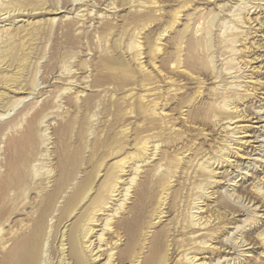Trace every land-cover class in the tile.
Listing matches in <instances>:
<instances>
[{
  "label": "rangeland",
  "instance_id": "obj_1",
  "mask_svg": "<svg viewBox=\"0 0 264 264\" xmlns=\"http://www.w3.org/2000/svg\"><path fill=\"white\" fill-rule=\"evenodd\" d=\"M0 101V264H264V0H0Z\"/></svg>",
  "mask_w": 264,
  "mask_h": 264
},
{
  "label": "bare ground",
  "instance_id": "obj_2",
  "mask_svg": "<svg viewBox=\"0 0 264 264\" xmlns=\"http://www.w3.org/2000/svg\"><path fill=\"white\" fill-rule=\"evenodd\" d=\"M155 2V1H154ZM131 8V7H130ZM11 10V9H10ZM17 10H18V8H17ZM17 10H16V12H17ZM22 10V9H21ZM38 10V9H37ZM9 11V10H8ZM20 11V10H19ZM179 11V10H178ZM60 12V11H59ZM62 12V11H61ZM2 13V12H1ZM6 13V12H5ZM12 13H13V10H12ZM178 13V12H177ZM9 14V13H8ZM7 14V15H8ZM4 15V14H3ZM6 16V15H5ZM176 18V17H175ZM251 25V24H250ZM243 26V25H242ZM247 26V25H246ZM136 45V44H135ZM140 57V56H139ZM2 75V74H1ZM7 81V80H6ZM4 84V83H3ZM20 85V84H19ZM6 86V85H5ZM10 86V85H9ZM12 86H14V85H12ZM22 86V85H21ZM15 88V87H14ZM23 88V87H22ZM19 89V88H18ZM21 89V88H20ZM19 89V90H20ZM19 90H18V92H19ZM15 91H17V90H15ZM21 91V90H20ZM24 92V91H23ZM158 93V92H157ZM1 94H3V93H1ZM7 94V93H6ZM145 94V93H144ZM2 96V95H1ZM9 96V95H8ZM144 98V97H143ZM15 99V98H14ZM23 99V98H22ZM254 99V98H253ZM4 100V99H3ZM2 100V101H3ZM9 100H10V98H9ZM131 100V99H130ZM15 101V100H14ZM13 101V102H14ZM144 101V100H143ZM1 102V101H0ZM4 102H5V100H4ZM9 102V101H8ZM145 102V101H144ZM143 102V103H144ZM3 103V102H2ZM1 103V104H2ZM7 104V103H6ZM145 104V103H144ZM143 104V105H144ZM13 106H15V105H13ZM18 106V105H17ZM38 106V105H37ZM6 107V106H5ZM145 107V106H144ZM143 107V108H144ZM10 108V107H9ZM13 108V107H12ZM16 108V107H15ZM15 108H13L12 110H14ZM6 109V108H5ZM5 109H3V110H5ZM8 109V108H7ZM148 109V108H147ZM0 111H1V107H0ZM161 111V110H160ZM159 111V112H160ZM8 112V111H7ZM6 112V113H7ZM11 112V111H10ZM255 112V111H254ZM244 113V112H243ZM7 114H10V113H7ZM7 114H5V115H7ZM167 114V113H166ZM245 114V113H244ZM258 114L260 115L261 113L260 112H258ZM5 115H3V116H5ZM28 115H30V114H28ZM156 115V114H155ZM246 115V114H245ZM26 117H27V115H26ZM32 117V116H31ZM1 118V117H0ZM28 118H29V116H28ZM32 119H33V117H32ZM30 120V119H29ZM261 120V119H260ZM26 121V120H25ZM24 121V122H25ZM23 122V121H22ZM34 122H35V120H34ZM218 122V121H217ZM230 122V121H229ZM19 123V122H18ZM7 124V123H6ZM9 124V123H8ZM32 125V124H31ZM36 125V124H35ZM8 126V125H7ZM10 126V125H9ZM18 126V125H17ZM20 126V125H19ZM38 126V125H37ZM25 127H28L27 126V124H26V126ZM32 127V126H31ZM18 128V127H17ZM33 128V130L32 131H35L36 130V128L33 126L32 127ZM35 128V129H34ZM9 130V129H8ZM24 131V130H23ZM27 131H28V129H27ZM26 130L24 131V133L26 134V132H27ZM31 131V130H30ZM31 131V132H32ZM37 131V130H36ZM23 133V132H22ZM23 133V134H24ZM29 133V132H28ZM9 134H10V132H9ZM15 134H16V132H15ZM34 134V133H33ZM28 135V134H27ZM30 136H31V133L29 134ZM36 135V134H35ZM10 136L11 135H9V138H7V140L8 139H10ZM25 136V135H24ZM23 137V136H22ZM36 137V136H35ZM34 137V138H35ZM17 138V137H16ZM29 138V137H28ZM31 138H32V136H31ZM31 138H30V140H31ZM37 138V137H36ZM15 139V138H14ZM20 140H21V137L19 138ZM27 139V138H26ZM20 140H19V146L18 147H20L21 145V143H23V142H21L20 143ZM24 140V139H23ZM27 140H29V139H27ZM33 140V139H32ZM31 140V141H32ZM144 140V139H143ZM10 141V144H11V142H12V140H9ZM22 141V140H21ZM34 141H35V139H34ZM33 141V142H34ZM250 141V140H249ZM14 142V141H13ZM26 142V141H25ZM30 142V141H29ZM147 142H149L148 140H147ZM1 143V142H0ZM27 143V142H26ZM32 143V142H31ZM142 143V142H141ZM6 144V143H5ZM9 144V145H10ZM15 144H17V143H15ZM33 144V143H32ZM1 145V144H0ZM23 145H24V143H23ZM34 145H36V144H34ZM146 145V144H145ZM6 146H7V148H8V145L6 144ZM12 146H14L13 145V143H12ZM11 146V147H12ZM17 146V145H16ZM27 146V145H26ZM37 146V145H36ZM35 146V147H36ZM157 146V145H156ZM10 147V146H9ZM10 147V148H11ZM31 147V146H30ZM225 147V146H224ZM14 148V147H13ZM21 148V147H20ZM140 148V147H139ZM26 149H27V147H26ZM33 149V148H32ZM135 149H137V148H135ZM144 149H146V148H144ZM7 150V149H6ZM30 150V149H29ZM138 150V149H137ZM16 151H17V149H16ZM1 152V151H0ZM9 152V151H8ZM35 152H36V150H35ZM40 152V151H39ZM10 153V152H9ZM9 153L7 154V155H9ZM20 153V152H19ZM23 153V152H22ZM135 153V152H134ZM133 153V154H134ZM11 154V153H10ZM28 156H29V151H28ZM32 154V153H31ZM129 154V153H128ZM10 156V155H9ZM33 156V155H32ZM133 156V155H132ZM131 156V157H132ZM7 157V156H6ZM19 157V156H18ZM34 157H35V154H34ZM30 158H32V157H30ZM35 159H37V156H36V158ZM58 160H59V158H57ZM230 159V158H229ZM21 160H23V158H19V159H14V158H12V156L11 157H8V159H7V161H6V163H5V165H4V167H5V170L8 172V171H13V170H16L17 169V167L18 166H20V164H22V163H24V161H21ZM25 160V159H24ZM27 160H28V158H27ZM27 160H25L26 162H27ZM124 160V159H123ZM36 161V160H35ZM122 161V160H121ZM231 161V160H230ZM29 162V161H28ZM59 162H60V160H59ZM31 163H32V160H31ZM30 163V164H31ZM36 163V162H35ZM29 164V165H30ZM33 164V163H32ZM116 164V163H115ZM237 164V163H236ZM28 165V164H27ZM32 166V165H31ZM35 166V165H34ZM62 166V165H61ZM30 167V166H29ZM117 168H118V166H117ZM208 168V167H207ZM25 169V168H24ZM124 170V169H123ZM122 170V171H123ZM209 170V169H208ZM17 171V170H16ZM22 171H23V169H22ZM25 171V170H24ZM19 172V171H18ZM17 172V173H18ZM63 172V171H62ZM213 172V171H212ZM216 172V171H215ZM14 173H15V171H14ZM16 173V174H17ZM60 173V172H59ZM137 173V172H136ZM222 173V172H221ZM4 175H6V174H4ZM7 175H9L10 176V174H7ZM11 175H12V173H11ZM21 175H22V173H21ZM221 176V175H220ZM135 177V176H134ZM4 178V177H3ZM6 178V177H5ZM4 178V179H5ZM16 178V177H15ZM19 178H20V176H19ZM21 178H22V176H21ZM57 178V177H56ZM66 178V177H65ZM17 179V178H16ZM16 179H15V181H16ZM120 179V178H119ZM118 179V180H119ZM12 180V179H11ZM63 180V179H62ZM19 181V180H18ZM169 181V180H168ZM4 182V181H3ZM3 182H0V192L1 191H3V189H4V185L2 184ZM8 182V181H7ZM10 182V181H9ZM68 182V181H67ZM6 183V182H5ZM14 183V182H13ZM168 183V182H167ZM65 184V183H64ZM72 184V183H71ZM171 184V183H170ZM18 185V184H17ZM65 185H67V184H65ZM116 185V184H115ZM208 185V184H207ZM52 186V185H51ZM60 186V185H59ZM13 187H15V186H13ZM115 187H117V186H115ZM115 187H114V189H115ZM215 187V186H214ZM16 189V188H15ZM118 189H120V188H118ZM168 189V188H167ZM53 190V189H52ZM130 190V189H129ZM258 190V189H257ZM60 191V190H59ZM252 191V190H251ZM47 192V191H46ZM52 192V191H51ZM58 192V191H57ZM74 192H76V191H74ZM73 192V193H74ZM81 192V191H80ZM89 192V191H88ZM208 192V191H207ZM56 193V192H55ZM78 193V192H77ZM112 193V192H111ZM114 193V192H113ZM112 193V194H113ZM168 193V192H167ZM214 193H216V191L214 192ZM260 193V192H259ZM262 193V192H261ZM2 195V194H1ZM1 195H0V197H1ZM56 195V194H55ZM87 195V194H86ZM85 195V196H86ZM215 195V194H214ZM213 195V196H214ZM71 199L73 198H75V196H73L72 194L69 196ZM210 197V196H209ZM3 198V196L1 197V199ZM70 198L68 199V200H70ZM112 198V197H111ZM164 198V197H163ZM52 199V197L51 196H48L47 197V203L45 204V206H44V208H42V210L40 211V219H39V221H37V223H36V225L34 226V224H33V226H34V228H32V230H31V232L29 233V234H25V236L22 234L21 236H22V238L20 239V242L18 243V244H16L15 245V247H14V249L12 250H10V252L8 253L9 254V256H8V260L7 261H5L3 264H22V263H24V261H27L28 263H29V261H30V263H34V264H36L37 262V260H38V256H39V252L40 251H37V250H35L33 247H32V249L31 248H29L28 247V244H30V243H32L33 241L35 242L34 244L37 246V248H38V246H39V244L41 243L40 242V240H42V230H41V223H43L41 220L42 219H44V218H42L46 213H47V215H48V212L50 211V207H51V203H50V200ZM84 199V198H83ZM83 199H82V201H83ZM15 200V199H14ZM75 200H76V198H75ZM1 201V200H0ZM43 201V200H42ZM81 201V202H82ZM163 201V203H165L164 202V200H162ZM161 201V202H162ZM218 201V200H217ZM67 202V201H66ZM73 202H74V200H73ZM114 202V201H113ZM3 203V202H2ZM215 203H217V202H215ZM42 204V203H41ZM109 204V203H108ZM160 204H162V203H160ZM107 205V204H106ZM121 205V204H120ZM164 205V204H163ZM13 206V205H12ZM69 206V205H68ZM116 206V205H115ZM165 206V205H164ZM11 207V206H10ZM39 207V206H38ZM161 207V206H160ZM209 207V206H208ZM79 208V207H78ZM114 208V207H113ZM163 209V208H162ZM56 210V209H55ZM108 210V209H107ZM217 210V209H216ZM215 210V211H216ZM160 211V210H159ZM54 212V211H53ZM103 212V211H102ZM217 212V211H216ZM228 212V211H227ZM63 213V212H62ZM67 214H68V212H66ZM159 213V212H158ZM226 213V212H225ZM73 214V213H72ZM92 214V213H91ZM160 214V213H159ZM232 214H233V212H232ZM130 215V214H129ZM164 215V214H163ZM194 215V214H193ZM158 216V215H157ZM98 217V216H97ZM204 217V216H203ZM203 217H201V221H202V218ZM39 218V217H38ZM156 218V217H155ZM90 219V218H89ZM85 220V219H84ZM94 220V219H93ZM217 220V219H216ZM49 221V220H48ZM87 221H89L88 219H87ZM94 221H96V220H94ZM110 220H108L107 222H109ZM198 221V220H197ZM201 221H199V222H201ZM211 220H204L203 222H201V224H203V223H208V222H210ZM35 222V221H34ZM33 222V223H34ZM104 222V221H103ZM107 222H105V223H107ZM161 222V221H160ZM83 223V222H82ZM87 223V222H86ZM92 223V222H91ZM154 223H156V222H154ZM46 225V224H45ZM102 225V224H101ZM107 225V224H106ZM193 225V224H192ZM225 225V224H224ZM96 227V226H95ZM151 227H152V225H151ZM64 230V229H63ZM83 230H84V227H83ZM83 230H82V232H83ZM29 231V230H28ZM47 231V230H46ZM65 231V230H64ZM75 231V230H74ZM150 231H152V230H150ZM69 232V231H68ZM85 232V231H84ZM91 232H93V228L92 227H89L87 230H86V232H85V234L83 235V233H81L82 234V236H84V239H86L88 236H89V234L91 233ZM149 232V231H148ZM9 234V233H8ZM11 234V233H10ZM80 234V233H79ZM122 234V233H121ZM148 234V233H147ZM45 235H46V233H45ZM100 235H102V234H100ZM117 235V234H116ZM119 235V234H118ZM124 235V234H123ZM150 235V234H149ZM219 235V234H218ZM77 236V235H76ZM81 236V235H80ZM79 236V237H80ZM81 236V237H82ZM78 237V238H79ZM147 237V236H146ZM67 238V237H66ZM118 238V237H117ZM159 238H160V236L158 235V236H155V237H153V239H151V241H149L148 239L149 238H145V241H147V243L145 242V244H149L148 246H149V248H148V253L147 254H145V251H143L142 253H140V255L139 256H137V259H135L136 261H135V264H154V261L156 260V257H157V254H158V250H159V248H160V242H159ZM73 239V238H72ZM81 239V238H80ZM83 239V238H82ZM82 239H81V241L80 242H82ZM83 239V240H84ZM96 239H98V238H96ZM17 241V240H16ZM24 241H26L27 243H26V246L27 247H25V248H29V250H26V251H23L22 250V248H23V244H25L24 243ZM65 241V240H64ZM79 241V240H78ZM77 241V242H78ZM93 241L94 240H88V241H84V246L83 247H85L87 250L89 249V248H91V245H92V243H93ZM102 240H100V242H101ZM107 241V240H106ZM125 241V240H124ZM196 241V240H195ZM15 242V241H14ZM105 242V241H104ZM108 242H109V240H108ZM196 242H198V241H196ZM226 242V241H225ZM246 241H243V243H245ZM264 242V241H263ZM10 243V242H9ZM67 243V242H66ZM76 243V242H75ZM112 243H113V241H112ZM199 243V242H198ZM227 243V242H226ZM13 244V243H12ZM44 244V243H43ZM69 244V243H68ZM67 244V245H68ZM78 244V243H77ZM96 244V243H95ZM145 244H142L143 246H145ZM202 244H203V246H206V244H207V241H203L202 242ZM242 244V243H241ZM14 245V244H13ZM74 245H76V244H74ZM81 245V244H80ZM200 245H201V243H200ZM208 245V244H207ZM7 246V245H6ZM41 246V245H40ZM109 246V245H108ZM142 246V247H143ZM210 246V245H209ZM216 246V245H215ZM82 247V248H83ZM218 247V246H217ZM223 247V246H222ZM10 248H12V247H10ZM80 248V247H79ZM99 248V251H102V247L101 246H99L98 247ZM100 248H101V250H100ZM104 248V247H103ZM145 249H146V247H144ZM144 248H142V250L144 249ZM216 248V247H215ZM66 251H65V253H67L65 256L67 257V256H69V255H73L75 252H76V248L74 247V246H70V244H69V246H67L66 248ZM84 249V248H83ZM95 249H97V247H93V248H91V253H90V257H88V258H90L91 260H97L98 258H101V254H99V252L98 251H96ZM121 249V248H120ZM3 250V249H2ZM8 250H9V248H8ZM8 250H6V251H8ZM41 250V249H40ZM86 250V251H87ZM141 251V250H140ZM113 252V251H112ZM2 253V252H1ZM87 253V252H86ZM108 253V252H107ZM138 253V252H137ZM183 253V252H182ZM5 254V253H4ZM89 254V253H88ZM110 254V253H109ZM3 256V255H2ZM87 256V255H86ZM42 257V256H41ZM69 258V257H68ZM197 257H191L190 258V261H189V259L187 258V255H186V261H188L189 262V264H192L193 263V261H195V260H198V259H196ZM203 258H205L206 259V257H203ZM2 259H3V257H2ZM109 259H111V258H109ZM114 259V258H113ZM5 260V259H4ZM3 260V261H4ZM66 260V259H65ZM184 260V259H183ZM61 261V260H60ZM89 261V260H88ZM104 261V260H103ZM109 261H111V260H109ZM2 262V261H1ZM0 262V263H1ZM112 262H114V261H112ZM70 263V262H69ZM68 263V264H69ZM75 263V262H74ZM98 263V262H97ZM199 263V262H198ZM107 264H108V262H107ZM115 264V263H114ZM193 264H195V263H193ZM200 264H207L206 262H204V260H203V262L201 261V263ZM213 264V263H212Z\"/></svg>",
  "mask_w": 264,
  "mask_h": 264
}]
</instances>
